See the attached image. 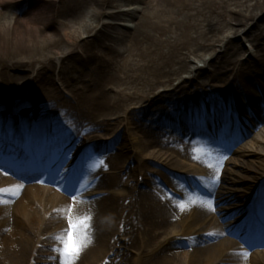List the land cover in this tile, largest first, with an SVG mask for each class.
I'll list each match as a JSON object with an SVG mask.
<instances>
[{
	"label": "bare ground",
	"instance_id": "1",
	"mask_svg": "<svg viewBox=\"0 0 264 264\" xmlns=\"http://www.w3.org/2000/svg\"><path fill=\"white\" fill-rule=\"evenodd\" d=\"M61 1L66 0H0V64L16 63L13 68L29 65L26 55L10 60L11 53L22 51L24 54L30 49V52H39L43 55L45 51L41 52L42 48L47 46L51 48L58 42L55 23L56 18L62 14L60 11L57 12L58 3ZM135 1H145L146 5L134 28L128 33L127 44L123 43L124 39L113 40L117 45L126 47L128 53L126 56L114 46L105 43V40L111 41L112 36L103 32L100 25L106 16L111 18L122 16L107 14L105 11V8L115 4V0H96L93 4L97 10L88 15L91 19L84 23L82 31L88 37L85 40L86 44L91 42L92 45L96 42L100 47L106 46L110 52L111 57H101V62L107 65L123 63L124 74L120 79L118 74H113L103 65H96L85 77L89 80H82L81 86L71 88L72 97L69 98L70 96L62 94L54 79L47 74L46 65L37 75L41 87L38 94L46 95L44 99L40 98V103L33 112L35 116L41 118L38 121L40 127L48 121L55 127V135L63 133L73 141H84L86 139L83 136L89 131L102 130L108 133L111 131V124L117 123L115 129L119 135L114 140L94 144L89 143L90 139L76 142L80 145H89L85 149L87 154L92 153L93 156L97 152L102 154L100 160L86 163L81 179L83 183L78 187L79 196L83 201L77 197L72 216L74 219L84 215L93 217L89 230L93 243L81 254L76 264H264V253H255L245 258L240 243L229 239L230 236L238 235V231L240 232L244 226L233 224L222 226L211 216V211L204 210L206 204L201 202L192 204L188 199L189 196H198L201 200H206L199 194L204 190L200 191L191 185L194 193L189 192L187 186L182 184V178L187 177L193 181L190 175L196 172L194 168L190 170L182 159L190 162L195 160L202 166L203 160L208 159L207 170L203 174L207 176L203 182H207L212 177L208 174L214 175V164H217L219 157V154L213 155L203 147L201 142L204 141L203 136L196 134L185 138L186 141L183 142L185 147L176 142L179 137H175L171 145L148 139L150 133L158 132L159 128L155 130L154 126L164 128V133L172 124L168 120L165 121V118H160L164 109L170 111L165 104L167 98H175L173 103L178 109L174 111L179 114V118H183L180 106L194 112L187 103L192 95L178 97L186 91L188 83L196 82L205 71L198 66L194 69L189 66L190 55L196 54L197 58L205 63L203 57L197 54L199 49L213 50L219 54L232 50L230 37L225 39L220 37L225 30L221 24H225L226 28L240 27L236 38L243 37V34L247 36L252 30L251 27L246 28L249 22H255L253 28L260 21L264 23V0H221V3L214 0L210 7L204 2L199 5L189 1L183 4L182 0ZM128 3L130 1L126 0V9L131 6ZM234 6L235 10L232 8ZM173 7H177L179 12L186 13L188 20L181 22L176 17L168 18ZM207 8L212 12L207 13ZM200 16L202 20L198 18ZM189 30L194 31L193 35ZM151 31L160 37L166 32L176 36L161 38L159 45ZM79 36L81 35L77 37ZM252 36L259 35L256 33ZM261 38L263 37H260L259 43L264 41ZM99 39L104 41L101 42ZM81 42L79 39L67 40V44L72 47L74 45L80 47ZM148 42H151V45L146 46L145 43ZM75 53L76 51L71 50L65 55L66 53L57 51L54 54L56 59L50 62L54 65H64L76 57ZM92 57L96 58L98 55L90 53L87 60H94ZM215 58L219 61L220 55ZM29 61L34 64L37 60ZM252 66L254 70L247 69L244 64L235 67L234 77L232 79L231 75L226 77L227 85L222 89V95L218 96L217 100L210 101L208 107L214 111L224 110L228 108L227 101L233 97L235 103L241 105L243 109H249L255 104L258 105L257 108L264 107V97L256 96L264 93V67L258 64ZM61 68L64 73L65 68ZM183 73H188L189 76L183 77ZM218 74L221 73L216 70L211 77L212 80H216L215 76L218 79ZM175 77H179L176 80L178 85L174 84ZM115 82L123 86L121 90L114 89L112 85ZM23 86L21 90H17L20 94L18 99L24 97L23 94L32 96L28 93L29 88L23 89ZM162 89L165 90L160 92ZM206 94L210 100V92L205 91L200 95ZM8 95L9 93L4 94V101L10 100L11 97ZM226 95L228 99L225 98ZM221 100L222 103H216ZM232 102L235 105L234 101ZM139 104H148L145 110L154 115L155 122L145 125L144 132L142 127H139L141 139H146L133 151L129 145H118V142L122 138V142L128 143L126 134L128 129L134 126L131 123H135L136 120L134 117L136 110L130 111L129 107ZM199 108L202 109L200 105H196L197 120L199 123L204 120L208 122L211 115L205 114ZM258 110L264 111L261 107ZM118 113L125 115L124 121L128 126H123L121 115L118 116L120 120L114 119L113 122L112 118L107 117ZM130 113H133V120L128 117ZM20 114L23 118L30 116V113L24 111ZM20 114L13 113L16 115L15 118ZM6 115L9 114L0 113L2 118ZM101 118L103 120L99 121ZM199 142H201L199 147L195 148ZM253 148H256V151L248 154L246 157L248 159L244 163H235L232 169H220L218 187L212 192L216 193V196L224 195L222 201L230 206L227 209L228 214L222 210L223 220L242 214H245V217L251 216L249 206L252 202L249 199V192L258 189L264 180V144L258 145L255 141L248 140L237 149V153L242 155ZM211 155L215 157L213 160L208 158ZM153 158L174 170L186 172L189 177L181 176L180 179L165 172H153L149 164L147 165V161L154 160ZM236 158L232 157L230 160L237 161ZM251 159H257L259 162L256 164ZM209 164L213 167H208ZM105 167L109 172L103 173ZM11 176L0 171V189L6 190L0 193V200H3L0 203V264H40L44 261L39 258L43 249L38 250L35 246L37 242L41 244L43 240L45 246L48 239L63 236L69 229V222L52 228L58 220L68 214L65 209L69 198L65 191L48 194L46 188L51 185L49 180L44 185L33 182L22 188H14L12 186L22 185V182ZM160 184L185 201L187 207L184 210L177 207L181 200L173 199L161 189ZM138 185H141V188ZM227 186L229 188H226ZM15 192L19 194L13 195ZM232 202L241 204V207H233ZM53 230L57 232L51 235ZM247 231L248 228L246 233ZM248 232L252 234V231ZM207 237L217 238L218 241L205 246L204 240H210ZM255 237L256 234H253L248 239L254 240ZM186 245H195V251L190 252ZM130 247L135 250L131 254ZM37 254L36 259L34 256ZM59 257L57 264H60Z\"/></svg>",
	"mask_w": 264,
	"mask_h": 264
},
{
	"label": "rangeland",
	"instance_id": "2",
	"mask_svg": "<svg viewBox=\"0 0 264 264\" xmlns=\"http://www.w3.org/2000/svg\"><path fill=\"white\" fill-rule=\"evenodd\" d=\"M96 0H66V1H61L60 3H58V7H57V12L60 11L62 14L56 18L57 21L55 23L56 29L55 32L57 33V39L58 42L55 43L51 48L47 46V48H42V51H45V54L40 55L39 52H30L31 50L29 49V51L27 52H23L19 51L16 53H11L10 55V60H13L15 57L19 56V58H21L22 56L25 57V55L28 57L27 61L29 62V65H25V66H21L19 65L16 68H13L14 65L16 63H1L0 64V90H2L0 92V111L1 112H9L10 110L13 112V110H17V106L20 107L19 113L21 111H28V106L33 105V102H36L37 104L40 103V98L42 97V99L45 98V94H38L40 93V85L37 81V75L39 73V70L43 67V66H47L45 68L47 72V74L49 76H51L54 81L56 82L57 87L59 88L60 91H62V94L64 93L66 96H70L69 98L72 97L71 94V88L73 87H78L81 86L83 84L82 80L87 81L89 80V78H85L86 75L88 73H90V71H93L96 67V65L99 66L103 65L104 67L108 68L109 70H111L113 72V74H118L119 79L120 77L124 74V65L122 62L117 63L115 65H112V63L110 65H107L103 62H101V57H111L110 52L106 49V46H102L100 47L99 44H97L96 42H94L91 45V42H89L88 44L85 43V40L88 39L87 35L83 34V29H84V23L89 21L91 18L87 17V15H91L93 12H95L97 10L96 6L93 4ZM130 3H128V5L130 6V11L126 14V15H122L120 18H110V16H106L102 19L100 25L102 28V31L107 33V35L112 36L111 41H106L105 43L108 45H112L114 46L118 51L121 52V54L123 56H126L127 53V49L125 46L121 45H117L116 43L113 42L114 39H124L123 43L127 44V39H128V33L129 31H131V29L134 28V25L136 24V21L138 19V17L141 15V12L144 10L145 8V1H139L136 2L135 0H129ZM188 1L194 5H199L201 2H204L205 5H207V7H210V5L213 3L214 0H182L183 4H187ZM219 2L221 3L222 1L219 0ZM253 4V3H252ZM122 5H126V0H115V4L114 6H110L105 8V11L111 12L112 10H116L118 7L122 6ZM235 10V6L232 7ZM207 13H211L212 10H209L208 8L206 9ZM56 12V13H57ZM55 13V14H56ZM174 13V14H173ZM176 17V19H178L179 21H187L188 20V15L184 12H179V9L177 7H173L172 8V13L169 15L168 18H173ZM200 20H202L201 16L198 17ZM11 19V18H9ZM16 19V18H15ZM257 24V23H256ZM249 25V26H248ZM247 25L246 28H252L251 32L245 36V34H243V37L241 38H236L235 36L237 35V31L240 30V27H236V26H231L226 28L225 24H221V27L223 29H225L223 31V33L221 34V39H225L230 37V40H232L231 45L233 46L232 50L228 51L227 53H214L213 50H201L199 49L197 54L202 56L204 59L203 63L202 61H200L196 54L195 55H190V60H188L189 62V66L194 69L195 67H200L202 68L204 71V74L193 84H188L186 89L188 92H203L204 89L206 90H212V91H217L219 90L220 93H222V89L225 87V85H227L226 82V77H228L229 75H231L230 79H232L234 77L235 71L233 70L235 67H239L242 64H244L247 69L249 70H254L253 66L254 64H258L260 67L264 66V23L262 21H260L256 27H252L253 25H255V22H249V24ZM245 28V27H243ZM249 30V29H248ZM218 31V29L216 30ZM189 33H191V35H193L194 31L193 30H189ZM258 34V37H254L251 35L252 34ZM81 35L79 37H77L78 35ZM151 34L155 36L156 40L158 41L159 45H161V38H166L168 39L170 37V35L172 36H176L173 33L170 34L169 32H166L164 36L160 37L156 32L151 31ZM260 37H263L262 41L263 43H259L260 42ZM77 40L79 39L81 42V46L79 47V45H74V47L70 46L67 44V40ZM101 42L104 41L103 39H99ZM62 41V42H61ZM202 42V40H201ZM122 43V42H120ZM145 45H151V42L145 43ZM42 47V46H41ZM160 48H162L160 46ZM196 48V47H193ZM163 49V48H162ZM197 49V48H196ZM218 49V48H217ZM16 50V49H15ZM71 50L77 51L75 53L76 57L74 56V58L70 59L68 62H66L64 65H60V64H56L54 65L53 62L51 63V60L56 59V55H54L57 51L60 52H64L66 53L65 55H67V53ZM219 51V50H218ZM30 53V54H29ZM88 53V54H87ZM90 53H94L97 54L98 57L94 58L92 57L91 59H94L92 61H88V55ZM217 55H220V60L218 61ZM213 58V59H212ZM37 60L35 61L34 64H32L29 60ZM120 59H118L119 61ZM218 61V62H217ZM54 65V66H53ZM51 67V68H49ZM61 67L65 68V71L63 73V69ZM51 69V71H49ZM219 70L221 74H218V79L215 76L216 80H212V76L213 74H215V71ZM119 72V73H117ZM116 75L114 76L115 79ZM132 75V74H131ZM224 78H222V76ZM183 77H188L189 74L188 73H183L182 74ZM61 78V81H59V79ZM74 78V79H72ZM179 77H175V81L178 79ZM174 81V82H175ZM27 84H29V86H27ZM175 85L178 84V81H176L174 83ZM24 85V86H23ZM74 85V86H72ZM23 86V89L25 87H28V93L32 94V96L27 95V94H23L24 97H20L22 98L20 100V98L18 99V101L16 102V99L20 96V94L18 93L17 90H21V87ZM114 87L115 90H121L123 86H119L117 82H115L114 85H112ZM165 89H162L160 92H163ZM5 93H9V97L10 100L9 101H4L3 97ZM214 95H218L217 92H214ZM181 96H188L187 92L184 91L183 94H181L178 97ZM195 98V96H194ZM193 100L195 102H197L198 99L202 98L199 97L198 99H194ZM173 108L175 107V104L173 103L175 98H167L166 99ZM18 105H17V104ZM168 104V105H169ZM205 103L203 102V105ZM148 104H139V105H130L129 108L130 111L136 110L135 113V123H131L132 126L130 129H128V132L126 134V137L128 138V143H124L122 142V138H120V141L118 142V145H123V144H127L129 145V147L135 151V147H139L140 144L146 139L143 138V140L141 139V135L139 133V127H142L143 132L146 131L145 130V125L147 124H151L155 121H153L152 119H154V115H152L151 112L145 110V108H148L147 106ZM33 107V106H32ZM36 108V107H34ZM180 108H182V106H180ZM16 111V112H17ZM188 113L190 115L189 111H182V113ZM162 113L164 115H170L168 113L165 112V110L162 111ZM133 113L128 114V117L133 120ZM11 115V114H10ZM105 115V114H104ZM121 115V122L124 125H127V122L124 121V116L123 113H118V114H112V115H108L107 117L112 118V122L115 120H120L118 118V116ZM178 115L177 114H172V119H176ZM167 117V116H166ZM252 117L255 118H259L258 116V112H256L255 110H243V112L240 115L241 119H244L246 121H248L249 123H253L252 121ZM168 118V117H167ZM103 120V118H101L99 121ZM178 122H174L173 124L169 125L167 127L166 132L161 134V137L159 138V132H154V133H150L148 135V139L150 141H165L168 140V143L171 142V138H172V134H177V136H179V133L181 134H185V130H187V127H189L187 125V123H185L183 120L177 119ZM183 123V124H182ZM117 125V123L113 122L110 126L111 131L106 133V132H102V130L98 131V132H89L88 134H94L95 136L92 137V143L97 142V141H106V140H113L114 138L117 137V133H116V129L115 126ZM247 127L250 128L249 125H246ZM47 127V126H46ZM183 129L184 131L180 132V129ZM156 130V128H155ZM93 131V130H92ZM112 136H114L113 138H111ZM133 137V138H132ZM109 138V139H108ZM96 139V140H93ZM134 139V140H133ZM258 140V142L263 143L264 142V130L262 129L260 131V133L258 134V137L256 138ZM257 142V141H256ZM98 143V142H97ZM183 142L181 141V144ZM259 145V144H258ZM252 152V151H250ZM134 156V154H132ZM248 155V154H247ZM244 155H241L240 159L241 163H244L248 158H243ZM154 159V158H153ZM254 163H258L259 161L257 159H251ZM183 163H185V165L187 163V160L182 159ZM161 163V164H157ZM237 163V162H235ZM234 163V164H235ZM149 166L151 167V170L153 172H162L161 166L168 168L166 165H164L162 162L158 161L157 159H154V163H148ZM147 164V165H148ZM234 164H231L229 166H227V169H232V167L234 166ZM190 165V163H189ZM160 166V167H159ZM171 170V169H170ZM173 171V170H172ZM154 181V178H152ZM141 188V187H140ZM161 188L163 189V191L168 192V190H166L163 186H161ZM66 221L64 220H59L57 222V225H60L62 223H64ZM54 227V226H53ZM49 245H57L58 248L61 246L60 241L59 240H52L49 242ZM187 248H189L188 250L190 252L195 251L196 246L195 245H186ZM205 246H208V244H206ZM52 247V246H50ZM192 247V248H190ZM48 249V248H47ZM53 249V248H51ZM134 249H132V247L129 248L130 254L132 253ZM55 252L51 250L50 252H47L49 255H53ZM45 262L42 264H46L47 263V258L44 256V258H42Z\"/></svg>",
	"mask_w": 264,
	"mask_h": 264
},
{
	"label": "snow or ice",
	"instance_id": "3",
	"mask_svg": "<svg viewBox=\"0 0 264 264\" xmlns=\"http://www.w3.org/2000/svg\"><path fill=\"white\" fill-rule=\"evenodd\" d=\"M87 159L92 160L94 156L92 153L87 154ZM226 157L221 155L217 159V164L215 165L214 175L209 179L207 184H204V187L209 190V194H212L214 188L218 187L219 177H220V169L223 167V160ZM100 163H103L100 161ZM61 167L63 165L61 164ZM208 167H213V165L209 164ZM36 183H42V181L36 180ZM14 188H22L23 185H14ZM6 190L0 189V193ZM65 193L68 196V204L65 211L68 213V222L69 229L63 236H56L55 239L59 240L62 247L54 249L60 254V264H76V262L80 259L81 254L93 243L90 229H91V221L93 217L91 215H84L81 217L73 218L72 213L76 207L77 197L80 195L79 190L74 186H66ZM18 192L13 193V195H18ZM192 204H196L197 202H201L206 204V206L210 210H215V205L212 200H201L200 197H192L188 198ZM3 200H0L2 203ZM177 207L181 210H184L187 207L185 201L181 200ZM245 258H247L248 253H242Z\"/></svg>",
	"mask_w": 264,
	"mask_h": 264
}]
</instances>
